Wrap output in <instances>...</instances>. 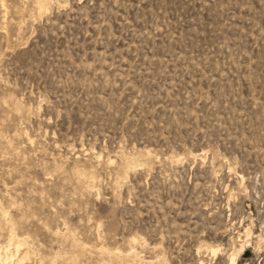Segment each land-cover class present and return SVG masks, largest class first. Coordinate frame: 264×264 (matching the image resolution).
Instances as JSON below:
<instances>
[{
  "label": "rangeland",
  "instance_id": "rangeland-1",
  "mask_svg": "<svg viewBox=\"0 0 264 264\" xmlns=\"http://www.w3.org/2000/svg\"><path fill=\"white\" fill-rule=\"evenodd\" d=\"M0 7L15 262L264 264V0Z\"/></svg>",
  "mask_w": 264,
  "mask_h": 264
},
{
  "label": "bare ground",
  "instance_id": "bare-ground-1",
  "mask_svg": "<svg viewBox=\"0 0 264 264\" xmlns=\"http://www.w3.org/2000/svg\"><path fill=\"white\" fill-rule=\"evenodd\" d=\"M3 6V5H2ZM38 6L41 8L42 6H43V0H38ZM1 8V7H0ZM88 182V181H87ZM90 182H91V180H90ZM89 182V183H90ZM94 183V182H93ZM92 182H91V184H93ZM5 214V213H4ZM4 217V216H3ZM5 218V217H4ZM3 218V219H4ZM6 220V219H5ZM8 221V220H7ZM7 221H5V222H7ZM9 226H10V224H9ZM12 235V234H11ZM11 235H9V236H11ZM9 238H11V237H9ZM13 238V237H12ZM11 238V239H12ZM18 239V238H17ZM19 240V239H18ZM8 241H9V239H8ZM17 241V240H16ZM24 241V240H23ZM23 241H21V242H19L17 245H16V247H15V252L14 253H11V251L13 250H11L10 251V245L13 243H11L10 245H9V247L8 248H1L0 247V264H20L23 260H25L26 259V255H24L20 260H16V262H15V258L16 257H18L20 254H21V248H22V246H26L24 243H23ZM15 242V241H14ZM18 242V241H17ZM247 243V242H246ZM15 244V243H14ZM247 245V244H246ZM245 244H243L242 246H241V248H240V250H238V251H236V252H233L231 255H230V259H229V264H237V261H238V259H239V257H240V255L242 254V252L244 251V249H245V246H246ZM8 246V245H7ZM15 246V245H14ZM27 248V247H26ZM27 250V249H26ZM103 251V250H102ZM104 252V251H103ZM106 252V251H105ZM130 252H135V251H130ZM217 253V250H213L212 251V254L213 255H215ZM102 254V253H101ZM138 254V253H137ZM133 255V254H132ZM135 255H136V253H135ZM130 256V255H129ZM126 257V256H125ZM128 257V256H127ZM131 257V256H130ZM139 257V256H138ZM132 258V257H131Z\"/></svg>",
  "mask_w": 264,
  "mask_h": 264
}]
</instances>
